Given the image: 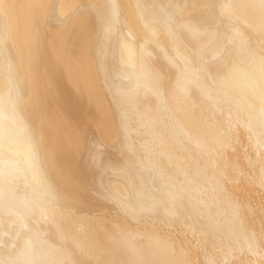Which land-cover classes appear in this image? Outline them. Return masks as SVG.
Returning <instances> with one entry per match:
<instances>
[{"label":"bare ground","instance_id":"obj_1","mask_svg":"<svg viewBox=\"0 0 264 264\" xmlns=\"http://www.w3.org/2000/svg\"><path fill=\"white\" fill-rule=\"evenodd\" d=\"M88 1L0 0V264H264V0Z\"/></svg>","mask_w":264,"mask_h":264},{"label":"rangeland","instance_id":"obj_2","mask_svg":"<svg viewBox=\"0 0 264 264\" xmlns=\"http://www.w3.org/2000/svg\"><path fill=\"white\" fill-rule=\"evenodd\" d=\"M75 1H77L79 4H78V6H80L78 9L79 10H82V11H85V12H87V13H89V14H91L93 17H97L96 16V14H94V11L91 9V7H90V5H89V1L88 0H75ZM49 6L50 5H48L47 6V9H49ZM72 14V11H69L68 13H67V16L65 17V21L62 23V24H58V23H56L55 21H53V18L49 15L48 17H46L47 19H46V22H47V24L45 25V26H47V27H50V26H54V27H66L67 26V24H68V21H69V19L73 16V14ZM69 15H71L70 16V18L68 17ZM107 19L105 18V16H104V21H106ZM101 33L102 32H104V29L103 30H101L100 31ZM95 72V71H94ZM96 73V72H95ZM100 88L102 89H99L98 91L99 92H105V91H103L104 89H103V86L101 85L100 86ZM116 118V117H115ZM85 121H82V123H84ZM93 136V135H92ZM244 136L245 135H243L242 133H241V138L243 139L244 138ZM104 139H106V137H104ZM107 140H110V138H108ZM244 141V142H243ZM243 141H242V144H244L245 143V141L246 140H244L243 139ZM110 142H111V140H110ZM247 142V141H246ZM241 147H243V146H238L237 148H238V151H237V153H239L238 155L240 156V158H239V160L240 161H242V163H244L245 161H244V158H243V156H242V154H241V152H242V148L240 149ZM239 151H241V152H239ZM44 152V151H43ZM71 156V151H66V157H70ZM242 157V158H241ZM49 162H50V159H49V157H46L45 158V165H48L49 164ZM247 166V165H246ZM245 166V167H246ZM260 190V189H259ZM261 191V190H260ZM257 193V192H256ZM254 191H252V194L254 195V196H256L257 194H256ZM258 193H260L259 191H258ZM263 193V192H262ZM76 209V208H75ZM78 212H83V214H87V210H84V209H76ZM102 211V210H101ZM100 211V212H101ZM93 214H97V211L96 210H93V211H91ZM106 213V212H105ZM111 213H114L113 211L111 212ZM88 215V214H87ZM114 215V214H113Z\"/></svg>","mask_w":264,"mask_h":264},{"label":"water","instance_id":"obj_3","mask_svg":"<svg viewBox=\"0 0 264 264\" xmlns=\"http://www.w3.org/2000/svg\"><path fill=\"white\" fill-rule=\"evenodd\" d=\"M11 244V242L9 240H4L3 242H1L0 244V248H7L10 247L9 245Z\"/></svg>","mask_w":264,"mask_h":264}]
</instances>
